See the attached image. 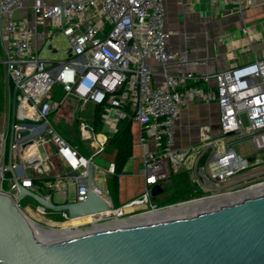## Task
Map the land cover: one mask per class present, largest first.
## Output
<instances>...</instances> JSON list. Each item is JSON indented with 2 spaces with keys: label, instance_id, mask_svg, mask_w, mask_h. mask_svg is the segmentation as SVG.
<instances>
[{
  "label": "built area",
  "instance_id": "2783aa9c",
  "mask_svg": "<svg viewBox=\"0 0 264 264\" xmlns=\"http://www.w3.org/2000/svg\"><path fill=\"white\" fill-rule=\"evenodd\" d=\"M167 1L0 0L1 62L10 83L19 88L14 142L18 162L14 161L13 169L24 187L36 192L27 177L28 168L45 169L37 149V155L33 152L22 156L27 142L35 147L51 142L66 157L77 172L67 178L77 184L76 201L87 198L88 169L93 167V192L111 209L100 219L134 217L199 199L234 195L264 184V57L213 74L195 73L197 61L170 46L165 30ZM217 1L210 0L212 5ZM236 2L241 10L246 0ZM19 11H32L34 20L16 16ZM60 34L69 40L66 59H44L40 52L47 38ZM49 50L53 54L57 51L53 45ZM149 60L162 67L159 81ZM171 65L178 71L171 72ZM203 82L215 84L203 89L198 86ZM58 87L66 95L110 107L117 120L130 119L140 124L137 143L144 160L140 174L145 177V188L122 207L115 209L109 190L98 184L100 175L92 158H83L52 124L51 115L60 108L52 99ZM194 101L218 104L220 134L198 145L177 148L176 121L181 108ZM82 133L89 136L86 126ZM2 141L6 142V133L1 136L0 149ZM244 142L252 144V159L235 149ZM5 155L6 152L4 160L0 158V189L15 199V177L8 176ZM190 157L195 193L200 195L158 207L152 199V187L168 182ZM108 171L114 173V167ZM8 181L11 190L3 188ZM42 197L52 202L49 194ZM38 207L42 213L47 211ZM118 210L125 213L117 215ZM63 216L69 219L66 213Z\"/></svg>",
  "mask_w": 264,
  "mask_h": 264
},
{
  "label": "crops",
  "instance_id": "0c3cea01",
  "mask_svg": "<svg viewBox=\"0 0 264 264\" xmlns=\"http://www.w3.org/2000/svg\"><path fill=\"white\" fill-rule=\"evenodd\" d=\"M165 30L169 34V43L173 49L185 53L190 60L197 61L198 64L193 69L197 74H213L237 65L250 64L256 58L264 57V0H246L241 10L236 0H218L214 5L210 0H168ZM148 64L155 73V79L159 81L162 67L154 60H149ZM169 70L173 73L178 71L174 65L169 66ZM214 84L212 82L206 85L203 82L198 86L208 89L213 88ZM56 90L52 99L60 108L51 116L54 122L57 121L55 123L62 121V126L57 124L56 129L83 158H92L98 167L96 171L100 175L99 180L102 176V186L109 190L115 209L116 206L120 208L140 195L145 188V177L140 174L144 160L142 149L137 143L140 124L129 119L134 143L132 155L118 178V191L113 195L109 187L113 173L108 170L114 167L117 153L110 142L119 127L115 111L105 106L99 109L95 103L82 101L74 95H66L60 87ZM219 119L220 110L216 102L194 101L183 106L175 124L176 147L198 145L203 140L218 136ZM83 126L88 129V137L83 136ZM35 149L44 159L45 169L40 171L36 167H30L27 177L32 181L50 179L42 184H34L36 193L40 196L49 194L52 202L57 204L76 201L77 184L67 178L76 176L77 172L72 169L66 157L58 153L50 143L38 145ZM14 159L18 162L16 154ZM192 167L193 157H190L162 185L164 193L153 199V202L170 203L171 199L183 192L190 189L195 192ZM8 176L13 178L10 173ZM48 184L53 187L48 188ZM71 184L75 186L73 200L69 199ZM56 193L61 198L58 202L53 200Z\"/></svg>",
  "mask_w": 264,
  "mask_h": 264
},
{
  "label": "water",
  "instance_id": "95a60500",
  "mask_svg": "<svg viewBox=\"0 0 264 264\" xmlns=\"http://www.w3.org/2000/svg\"><path fill=\"white\" fill-rule=\"evenodd\" d=\"M18 89L13 90L8 142L7 168L13 177ZM30 145H23L22 156ZM88 175L84 201L50 202L16 177L15 199L0 189V264H264V191L191 217L89 232L54 244L32 239V221L18 205L25 197L48 211L66 213L70 221L111 210L93 192L92 166ZM163 193L160 184L151 189L152 199Z\"/></svg>",
  "mask_w": 264,
  "mask_h": 264
},
{
  "label": "rangeland",
  "instance_id": "374dc122",
  "mask_svg": "<svg viewBox=\"0 0 264 264\" xmlns=\"http://www.w3.org/2000/svg\"><path fill=\"white\" fill-rule=\"evenodd\" d=\"M16 16L20 17H27L31 21L34 20V14L32 11H19L16 13ZM45 45L41 48L40 55L43 56L44 59H52L56 61H62L65 60L67 57V49L69 47V40L64 35L60 34L56 37L47 38ZM44 39L41 38V41ZM49 45H53V48H56L57 51L53 54L52 51L49 50ZM0 48V143H1V136L6 133V142L2 141L3 145H1L0 149V158H3V154L6 152L8 148V142H9V129H10V121H11V109H12V96H13V89L12 85L10 83V80L7 77L5 67L2 64L3 59V51L1 52ZM245 123L247 124V120L245 116H243ZM51 121L57 128L58 125L62 126V121H58V123H55L57 121H53V117L51 116ZM59 126V127H60ZM62 128V127H60ZM235 149L238 153L249 157L252 159V156L254 155V149L252 147L251 142H244L241 144H238L235 146ZM258 155V154H257ZM4 160V158H3ZM30 168L27 169V173H29ZM103 177H100V180L98 182L99 185H103ZM6 189L11 190V184L8 181L6 183ZM75 198V186L70 185L69 186V199L73 200ZM55 202H58L61 200L59 193H56L53 199ZM155 204L158 205V207H164L171 203L169 202H158L156 201ZM19 208L31 219L33 222L37 225H39L40 228H47L48 230H65V229H72V230H79L82 232L88 231L92 229L93 225L98 224H104L107 223L113 218H107V219H99L95 222L87 221V222H78L75 223V221H70V219H67L63 216V214L60 213H54L52 211H46L45 213H42L38 210V204L30 197H25L21 200L19 204ZM129 216H125L124 218H128ZM93 221V220H92ZM78 226H76V225ZM43 228V229H44Z\"/></svg>",
  "mask_w": 264,
  "mask_h": 264
},
{
  "label": "bare ground",
  "instance_id": "6f19581e",
  "mask_svg": "<svg viewBox=\"0 0 264 264\" xmlns=\"http://www.w3.org/2000/svg\"><path fill=\"white\" fill-rule=\"evenodd\" d=\"M28 151L29 153L34 152L35 155H37L34 144L29 146ZM263 191H264V184L255 189L247 190V191L237 193L234 195L221 196V197L203 199V200L199 199V201H193L187 204L170 207L165 210L154 211L150 213L148 212L146 214H142V215H138L134 217L122 218V219L115 218L104 224L93 225L94 227L92 229L85 231V232H82L79 230H72V229L47 230L45 228L44 229L40 228L39 225L32 222L31 237L34 240L43 241L48 244H54L56 242H60L62 240H66V239H69V238H72V237H75L81 234L89 233V232H97V231L111 230L114 228L118 229V228H124V227L132 228V226H139V225H146V224L149 225L151 223L171 220L175 218L191 217V216L200 214L202 212H208L212 208L224 205L225 203L240 202L248 194L252 196L262 195ZM123 213H125L124 210L116 211L117 215H121ZM107 215H109V213L100 214V215H91V216H87V217H83L79 219H74L71 221H75V223H78V222L82 223V222H87V221L95 222L102 217H106Z\"/></svg>",
  "mask_w": 264,
  "mask_h": 264
},
{
  "label": "trees",
  "instance_id": "16d2710c",
  "mask_svg": "<svg viewBox=\"0 0 264 264\" xmlns=\"http://www.w3.org/2000/svg\"><path fill=\"white\" fill-rule=\"evenodd\" d=\"M12 89L14 90V86L12 85ZM99 109L104 108L105 105H98ZM99 109H98V116H99ZM128 109V108H127ZM131 113V109L129 108L127 110ZM131 122L129 119H121L119 120V127L118 131L115 134L114 137L111 138V144L112 146L117 150L116 153V160L114 165V173L113 176L109 180V187L111 188V191L113 192V195L117 193L118 191V178L123 172V169L129 160V158L132 155V145L133 138H132V132H131ZM5 162H8V148L6 150L5 155ZM9 175V174H8ZM50 179H34L32 182L34 184H42L43 181H49ZM41 186V185H40ZM4 189H6V183L4 184ZM200 192L195 193L193 189H190L186 192H183L177 196H175L173 199H171L170 203L174 204L182 200L190 199L193 196H199ZM116 208H118L116 206Z\"/></svg>",
  "mask_w": 264,
  "mask_h": 264
}]
</instances>
